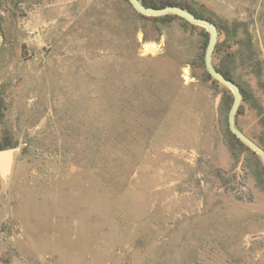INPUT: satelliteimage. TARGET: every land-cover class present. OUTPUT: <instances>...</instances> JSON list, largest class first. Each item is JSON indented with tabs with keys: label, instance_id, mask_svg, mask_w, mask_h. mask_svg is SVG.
<instances>
[{
	"label": "rangeland",
	"instance_id": "obj_1",
	"mask_svg": "<svg viewBox=\"0 0 264 264\" xmlns=\"http://www.w3.org/2000/svg\"><path fill=\"white\" fill-rule=\"evenodd\" d=\"M177 1L261 142L264 0ZM209 37L129 0H0V264H264V165Z\"/></svg>",
	"mask_w": 264,
	"mask_h": 264
},
{
	"label": "water",
	"instance_id": "obj_2",
	"mask_svg": "<svg viewBox=\"0 0 264 264\" xmlns=\"http://www.w3.org/2000/svg\"><path fill=\"white\" fill-rule=\"evenodd\" d=\"M129 1L138 12L144 15L147 16H163L167 14L178 15L193 24L203 26L208 30L210 37L205 51V57H204L205 66L208 72L218 81L228 86L232 90L234 95V100L228 114L229 127L233 132V134H235L242 142H244L249 147H251L260 156L264 165V147L261 146L253 138L248 136L244 131H242L237 124V120H236L237 112L243 97L241 87L234 79L222 73L213 63V58H212L213 52L219 34L218 26L216 25V23L205 17L198 16L195 13L191 12L190 10L179 5H166L163 7H154L144 4L141 0H129ZM13 153H14L13 148L0 150V170L4 176H6L10 172V168L13 161Z\"/></svg>",
	"mask_w": 264,
	"mask_h": 264
},
{
	"label": "trees",
	"instance_id": "obj_3",
	"mask_svg": "<svg viewBox=\"0 0 264 264\" xmlns=\"http://www.w3.org/2000/svg\"><path fill=\"white\" fill-rule=\"evenodd\" d=\"M144 4L148 5V6H154V7H163V6H166V5H179V6H182L188 10H190L191 12L195 13L196 15L198 16H201V17H205L207 19H210L212 20L211 18L207 17V16H204L203 14L199 13L198 11L194 10L193 8H191L188 4L186 3H183L181 1H177V0H153V1H147V0H141ZM166 16H169V14H167ZM171 16V15H170ZM213 21V20H212ZM223 43H217L216 44V49H219L221 48ZM233 53H229V55H232ZM216 67L222 72L224 73L226 76L232 78L230 76V71L224 67L223 65H217L215 64ZM233 79V78H232ZM237 139H239L235 134H233ZM240 140V139H239ZM261 146L264 147V140H262L261 142H258Z\"/></svg>",
	"mask_w": 264,
	"mask_h": 264
}]
</instances>
